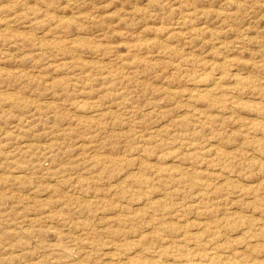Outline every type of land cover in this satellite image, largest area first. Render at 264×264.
Wrapping results in <instances>:
<instances>
[{"label": "rangeland", "instance_id": "obj_1", "mask_svg": "<svg viewBox=\"0 0 264 264\" xmlns=\"http://www.w3.org/2000/svg\"><path fill=\"white\" fill-rule=\"evenodd\" d=\"M0 264H264V0H0Z\"/></svg>", "mask_w": 264, "mask_h": 264}]
</instances>
